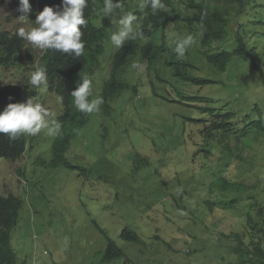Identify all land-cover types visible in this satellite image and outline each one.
<instances>
[{"label":"rangeland","instance_id":"rangeland-1","mask_svg":"<svg viewBox=\"0 0 264 264\" xmlns=\"http://www.w3.org/2000/svg\"><path fill=\"white\" fill-rule=\"evenodd\" d=\"M2 1L0 31L36 26L33 2L28 21H21L19 0ZM198 1L224 5L223 0ZM137 9L134 2L132 9H121L119 14H134ZM231 18L226 39L210 47L201 46L197 26L188 28L181 20L168 35L166 50L151 64L130 57L119 79L127 88L109 104L107 114H90L65 153L67 162L85 172L50 166L51 150L41 149L40 141L51 144L56 135H47L46 129L36 134L37 147L25 158L0 159V185L5 188H0V195L7 190L23 201L11 234L16 264H232L236 255L231 247L236 243L221 233L230 229L246 239L247 220L264 219V135L241 138L239 146L234 145L236 132L220 140V133L213 131L205 142L201 131L212 120L201 109H224L222 114L233 115L232 123L239 122L238 129L245 116H264V67L257 69L245 57L234 56L222 72L200 51H232L240 26L244 43L256 49L264 64V0H244L236 20ZM189 34L195 42L179 58L175 42ZM156 35L161 36V30L151 36L154 45ZM110 36L104 41L106 54L113 49ZM142 38L144 34L136 45ZM27 47L32 60L20 69L0 67V87L31 85L43 51L28 41ZM111 64L109 58L102 69L106 79ZM176 70L185 77L174 76ZM196 80L210 82L199 85L193 83ZM30 92L24 91L21 103L36 97L49 110L50 119L62 113L55 94ZM99 92L100 86L95 93ZM205 119L202 125L199 121ZM222 178L231 183L228 193L209 194ZM14 181L27 186L17 189ZM207 199L214 204L211 211L204 207ZM229 199L237 202L220 210V202ZM94 223L122 250V258L103 261L107 242ZM125 229L136 233L137 243L120 238Z\"/></svg>","mask_w":264,"mask_h":264},{"label":"trees","instance_id":"trees-1","mask_svg":"<svg viewBox=\"0 0 264 264\" xmlns=\"http://www.w3.org/2000/svg\"><path fill=\"white\" fill-rule=\"evenodd\" d=\"M35 4V0H31ZM40 8L43 10L45 6L56 7L57 10H62V0H37ZM116 2V0H113ZM170 0H163V3L168 4ZM224 5L210 6L207 1H195L189 0L188 5L191 10V14L187 15L182 22L186 23L189 27L199 26L201 31L200 44L202 47L209 46L217 41L226 38L228 34V27L233 21L231 15L236 16L242 9L244 0H223ZM3 3L0 0V5ZM133 0H123V8L130 10L133 8ZM104 0H87V5L84 9V18L88 20V26L86 28L81 27L83 33L82 40L85 43L84 54L79 57L74 55L70 56L66 53L57 52L55 50L44 51L39 57L38 66H44L47 71L48 90L54 93L60 100L62 106V113L56 119L62 125L60 133L52 142L51 155L52 160L50 166H61L68 170L78 171L83 173L86 171L84 168L75 167L65 159V153L70 147L72 137L75 132L82 128L90 119V114H85L77 109L74 104V98L71 96V92L74 91L77 85L81 82L80 78L84 74H89L91 67L94 66L96 55L101 52V41L107 37L110 30H114V26L108 25V21L102 15V9ZM122 12V11H121ZM138 13V12H137ZM174 12L170 14H163L154 24L153 29L163 33V37L158 40L156 38V46H150L146 49L145 56L148 61L155 60L156 56L166 50L167 41H164V30L162 26L166 22H170ZM108 18V17H107ZM180 20V21H181ZM162 28V29H161ZM178 27H175V30ZM240 26L237 29L235 35L236 47L232 51L222 50L213 54H206L207 52L200 51L205 54L204 57L210 65L214 66L220 71H225L230 60L234 56H243L250 61L252 66L257 69H262L264 64L261 63L259 55L256 53V49H250L243 38L240 35ZM150 36V33L147 32ZM160 42V44H159ZM133 41H125L123 46L119 48L120 52L116 55V58L123 62L124 58H127L134 51ZM209 49V48H208ZM150 54V55H149ZM32 60V53L29 47H27V41L18 35V32L9 33L6 31H0V67L2 68H23L29 61ZM120 66L115 63L111 70L109 79L105 82L99 93L92 91V95L89 100L94 98H102L103 103L99 107L97 115L102 113L107 114L110 109V103L114 99L120 96V94L127 88V85L120 82L119 79ZM174 76L184 78V74L176 73ZM119 77V78H118ZM210 81L196 80L195 84L204 85ZM24 91L30 92V94L38 93L37 89L33 86L26 84V86L20 85H8L0 88V112L10 103H21V98ZM62 97V100L60 99ZM205 101L206 99H201ZM258 108V105L254 106ZM202 113H208V118L212 122L202 128L201 134L204 141H210L213 131H218L223 140L224 137L232 136L235 140L234 145L238 142L241 146V138L249 135L258 134L264 135V116L261 114L258 118L245 116L242 120L243 126L238 129V123H232L233 115L225 113L224 109L203 108ZM207 118V119H208ZM207 119L199 121L205 124ZM238 134V135H237ZM238 136V137H236ZM219 138V137H218ZM232 139V142H233ZM230 147L229 145H226ZM24 150V139L22 135L18 136L15 140H9L6 134H0V159L10 160L12 162L18 160ZM208 156V152H205ZM240 160V156H238ZM145 159L142 160L144 164ZM220 185L213 189L209 194L216 193H228L231 183L225 181L224 178L220 180ZM237 200L229 199L225 202H220V210H228L232 204ZM23 201L20 198H15L13 195L7 197L0 196V264H16L15 252L11 247V234L18 225L20 211L22 209ZM214 204L209 199L205 200L204 207L211 211ZM180 209V207H178ZM261 221V222H260ZM252 222L249 218L247 220V226L249 229V237L244 239L243 236L236 234L230 229L226 230V233H221L223 239H232L236 245L231 247V252L236 255L232 264H264V219ZM220 223V222H219ZM96 229L106 239L107 245L104 251L103 261L112 262L116 259L123 257V252L120 250L113 241L94 223ZM120 238L124 241L137 243L138 236L136 233L129 229L123 230L120 234ZM227 255L230 253L229 248L226 249ZM225 253V252H224Z\"/></svg>","mask_w":264,"mask_h":264},{"label":"clouds","instance_id":"clouds-1","mask_svg":"<svg viewBox=\"0 0 264 264\" xmlns=\"http://www.w3.org/2000/svg\"><path fill=\"white\" fill-rule=\"evenodd\" d=\"M188 1L189 0H170L168 4H165L163 3V0H133V2L137 3L138 8L134 11L135 15L131 12H127L121 16L118 9L123 6V0H116V2H113V0H104L102 18L108 21V25L114 26V30H110L108 33V35L111 33V42L109 44H112L113 49L109 54H106V45H104V41L108 37L107 35L103 42L101 41L100 43L102 46L101 52L96 55L94 66L91 67L89 74L82 75L80 78L81 82L77 85L76 89L71 92V96L74 98V104L77 109L85 114L98 112L100 105L103 103V99L98 97L89 100V97L92 95V91L96 92V89L99 86L101 90L105 82L109 79H106L102 70L105 67L106 60L111 58V70L115 63L120 66L118 73L119 77L121 76L123 68L127 65L130 57L133 59L139 56L140 59L148 60L145 56L146 49L150 46H156L150 42L151 36L159 31H155L153 29L156 21L163 14H170L172 12H174L173 17L178 14L182 19H184V17L186 18L187 15H190L193 12H191L189 8ZM31 3V0H19L20 7L18 11L21 13V16L19 17L21 21H28V15L31 11ZM178 4H180L179 7ZM86 5L87 0H62L61 11H55L57 8L50 6H45L42 10L37 0H35V4H33V19L35 13L37 12L36 20L34 22L36 26L27 31L24 28H20L19 31H17L18 35L28 41L33 47L43 52L47 50H55L57 52L66 53L70 56H82L84 54L85 43L84 40H82L83 33L80 29L81 27L86 28L89 23L88 20L84 18V9ZM117 16L121 17L118 21L116 20ZM173 17L170 22H166L165 24L170 23L176 27L180 26L181 18ZM137 19L138 27L136 30L134 28V22H136ZM165 24L162 26V28H165V36L163 38L164 41L168 40V35L171 32L176 31L175 29H168L165 27ZM184 24L188 28H191L186 23ZM197 27L200 31V27L198 25ZM147 32L150 33V36L147 35ZM143 34L145 39L142 38L140 44L136 45L138 38L142 37ZM157 37L158 40H160L163 37V33L161 32V36L156 35V38ZM127 40L133 41L135 46L134 51L127 58H124L123 62H120V60L116 58V55L120 52L119 48H121ZM194 42V38L190 34L178 39L175 42V52L177 56L179 58H183L186 50L191 47ZM100 66H102L101 69ZM100 70H102V73H99ZM176 73L183 74L179 71ZM30 84L36 88L38 92H44L46 90L49 91L47 89V71L44 66H38L31 74ZM60 99L62 100V97ZM50 116L51 114L49 110L42 103L37 102L36 97H30L23 103H10L2 112H0V134H6L9 140H15L18 136L22 135L24 139V150L20 155V158L22 156L25 158L29 151L31 154L37 147L35 139H38V137L36 134L40 133L42 129H46L47 135L49 136H57L60 133L62 125L56 120L60 115L56 119H50ZM49 141L51 144L46 143L45 140L42 139L40 141V148L45 151L51 150L52 140L50 139ZM42 144H45L46 146H42ZM23 167V164L20 165V168ZM25 178L22 180H25ZM11 180L13 179L11 178ZM14 182L17 189H25L27 186L26 182L22 185L20 183L19 186H17L16 181ZM3 187L4 186L0 185V188ZM6 191L7 190L4 191L3 197H7L11 194L15 198H19L15 196L13 192L9 191L10 193L7 194ZM177 191L179 193L181 190L178 189Z\"/></svg>","mask_w":264,"mask_h":264}]
</instances>
